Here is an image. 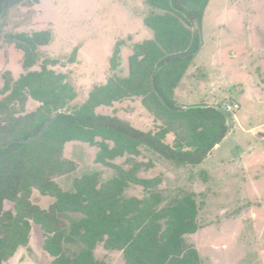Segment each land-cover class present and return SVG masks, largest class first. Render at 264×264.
I'll list each match as a JSON object with an SVG mask.
<instances>
[{
    "label": "rangeland",
    "instance_id": "rangeland-1",
    "mask_svg": "<svg viewBox=\"0 0 264 264\" xmlns=\"http://www.w3.org/2000/svg\"><path fill=\"white\" fill-rule=\"evenodd\" d=\"M6 11L0 29V102L9 101L0 108V126L12 130L7 134L0 128L3 139L19 136L22 128L61 111L113 116L175 148H190V141L206 136L192 134L188 126L178 128L175 120L161 119L139 96L122 95L98 105L91 98L109 80L127 77L128 57L135 45L154 37L145 23L150 11L146 0H24ZM188 27L194 33L195 21ZM200 29L202 45L174 98L180 107L207 104L223 109L227 102L238 104L224 116L227 131L218 145L198 163L178 164L145 144H127L109 131H79L62 151L64 159L73 161L65 166L69 172L51 179L58 189L73 192L74 180L85 174L95 173L100 187L119 172L135 168L139 182L126 181L124 196L143 197L144 184L154 182L150 191L161 195L157 210H168L179 199L195 203L194 232L184 239L196 249L199 264H264V0H210ZM18 31L27 35L45 31L50 36L46 44L35 47L30 67L23 65L24 52L14 46L18 40L10 38ZM30 71L43 73L35 85L51 88L44 95L48 105L32 98L26 87L13 95L14 83ZM151 105L155 107L154 102ZM40 106L39 115L23 119ZM25 197L46 210L55 201L36 188ZM3 210L17 215L13 202L5 201ZM81 217L57 213L66 233L70 223ZM170 217V211L164 212L158 222L165 227ZM1 222L14 224L11 217ZM18 226L26 230V241L4 264H51L55 257L43 246L46 234L41 225L22 218ZM85 247L78 240H61L56 259L61 255L74 259ZM90 255L105 264H127L122 250L102 242Z\"/></svg>",
    "mask_w": 264,
    "mask_h": 264
},
{
    "label": "trees",
    "instance_id": "trees-1",
    "mask_svg": "<svg viewBox=\"0 0 264 264\" xmlns=\"http://www.w3.org/2000/svg\"><path fill=\"white\" fill-rule=\"evenodd\" d=\"M21 1L24 2L0 0V29L8 7ZM209 1L146 0L150 11L145 23L154 30V37L135 45L128 57L127 77L114 80L116 83H110L112 80H109L107 85L97 88L91 95L95 105L107 104L122 95L139 96L141 102L149 105L161 119L175 120L178 128L188 126L192 134L206 136L202 135L197 142L190 141V148H175L156 134L141 131L116 117L81 111L59 112L41 133V128L51 117L22 128L19 136L8 139L0 136L4 140L0 143V264H4L15 249L26 241V230L18 226L22 218L34 219L41 225L46 234L43 246L55 257L51 264H105L90 255L95 245L101 242L108 248L122 250L127 264H199L196 249L184 239L185 234L194 232L193 201L179 199L168 210H157L161 195L150 191L154 182L144 184L146 195L143 197L124 196L122 186L126 181L139 182L134 174L135 168L119 172L118 176L102 183L100 187L97 186L95 173L85 174L74 180L73 192L58 189L51 177L69 172L65 166L72 165L73 161L64 159L62 151L66 142L75 139L79 131H109L111 135L122 136L127 144H145L178 164L200 162L212 145L222 140L227 131L222 113L215 108L196 104L180 107L174 98L177 86L201 47L197 29L192 33L188 25L197 21L201 28L203 11ZM157 10L164 13H157ZM10 38L18 40L19 43H10L24 52L23 65L30 67L35 47L46 44L50 36L45 31H35L30 35L18 31ZM120 46L121 42L116 43L115 55H118ZM116 66L114 60L112 67ZM42 75V72L30 71L22 76L14 83L13 95L26 87L32 98L48 105L50 101L44 95H49L51 88L46 90L44 85H35V82L41 81ZM121 84H124L123 87ZM6 100L0 102V108L5 107L4 102L9 101ZM151 102L155 103V107ZM41 106L23 119L39 115ZM14 119L17 118H11L10 121ZM0 128L7 134L12 130L8 126ZM31 188H36L43 195L55 197L48 210L23 200ZM5 201L13 202L17 208L16 216L12 217L10 211L3 210ZM20 207L23 209L18 212ZM167 211L171 212V217L163 227L158 218ZM62 212L83 215L70 223L68 233L64 230L66 225L57 221V213ZM9 217L14 224L1 222ZM61 240H78L85 243L86 247L74 259L64 255L56 259L61 250Z\"/></svg>",
    "mask_w": 264,
    "mask_h": 264
},
{
    "label": "water",
    "instance_id": "water-1",
    "mask_svg": "<svg viewBox=\"0 0 264 264\" xmlns=\"http://www.w3.org/2000/svg\"><path fill=\"white\" fill-rule=\"evenodd\" d=\"M195 25H196V29L198 31V36H199V45L201 46V43H202V34H201V29H200V26L198 24V22L196 21L195 22ZM196 106H200V107H212V108H215L217 109L220 113L224 114L223 116H227V112H225L223 109H220L219 107H215L214 105H207V104H204V105H196ZM58 113H56L55 115H53L44 125L43 127L41 128V131L40 133L51 123V121L57 116ZM31 139V138H30ZM21 141H24V140H21ZM218 144V142H215L212 147L209 149L208 153Z\"/></svg>",
    "mask_w": 264,
    "mask_h": 264
},
{
    "label": "built area",
    "instance_id": "built-area-1",
    "mask_svg": "<svg viewBox=\"0 0 264 264\" xmlns=\"http://www.w3.org/2000/svg\"><path fill=\"white\" fill-rule=\"evenodd\" d=\"M234 108H237V105H232V104H225L224 106V109L227 111V112H231Z\"/></svg>",
    "mask_w": 264,
    "mask_h": 264
},
{
    "label": "crops",
    "instance_id": "crops-1",
    "mask_svg": "<svg viewBox=\"0 0 264 264\" xmlns=\"http://www.w3.org/2000/svg\"><path fill=\"white\" fill-rule=\"evenodd\" d=\"M201 34H202V33H201ZM227 103H228V104H232L233 106H234V105H237V108H238V104H236V103H231V102H227ZM227 103H225V104H227ZM224 106H225V105H223V110H224L225 112H227V111L224 109ZM237 108H234V109H237ZM234 109H233V110H234ZM233 110H232V111H233ZM232 111H231V112H232ZM231 112H227V113H231ZM224 137H225V136H224ZM222 139H223V138H222ZM217 145H218V144H217ZM214 148H215V147H214ZM214 148H213V149H214Z\"/></svg>",
    "mask_w": 264,
    "mask_h": 264
}]
</instances>
